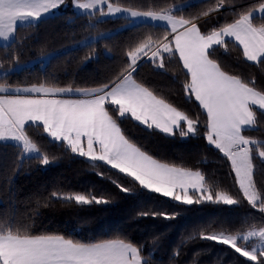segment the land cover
Instances as JSON below:
<instances>
[{"label":"snow or ice","instance_id":"1","mask_svg":"<svg viewBox=\"0 0 264 264\" xmlns=\"http://www.w3.org/2000/svg\"><path fill=\"white\" fill-rule=\"evenodd\" d=\"M110 20L136 29L118 55L107 43L117 33L102 29ZM53 22L70 29L69 44L51 51L34 45ZM101 57L115 66L78 82L75 68ZM225 57L258 68L261 79L235 71ZM36 65L39 73L14 79ZM146 65L170 75L194 109L150 86L141 74ZM128 122L165 138L203 140L227 171H205L207 156L195 165L158 157L132 138ZM0 146L13 150L0 160V264H164L157 258L164 233L141 243L124 231L78 239L37 229L41 209L113 202L106 189L61 182L21 199L17 178L48 171L61 154L135 200L133 220L173 222L190 206L243 210L236 219L196 225L166 264H184L197 241L230 257L215 264H264V0H0ZM206 251L190 264H202Z\"/></svg>","mask_w":264,"mask_h":264},{"label":"trees","instance_id":"2","mask_svg":"<svg viewBox=\"0 0 264 264\" xmlns=\"http://www.w3.org/2000/svg\"><path fill=\"white\" fill-rule=\"evenodd\" d=\"M132 2L152 3L153 0H132ZM122 21L110 20L102 26L105 31L116 32L117 35L112 40L107 41L110 46H114V55H118V46L123 45L131 39L136 29L128 27L121 28ZM70 29L65 27L63 23L53 22L40 29L38 39L33 41L34 45H46L48 50L59 49L68 45L66 33ZM73 56L77 53H73ZM83 55V52L78 53ZM233 56L235 53L232 54ZM35 53L24 59H33ZM228 64L235 70L244 75H256L257 79H261L260 70L256 67L240 64L238 67L230 58L225 57ZM115 66L114 62L101 57L100 61L89 62L88 64L79 65L75 68L78 82L87 83L91 80L101 79ZM38 65L34 66L32 73H22L14 79L24 80L32 74L39 73ZM141 74L145 77L150 86L156 87L169 95L173 102L185 108H193V105L187 104L184 97L180 93L179 86L173 84L169 76H156L147 65L141 69ZM171 90V91H170ZM129 134L138 143L142 144L150 153L158 157L177 160H183L189 164L195 165L201 156H207L209 163L200 165L208 172H217L223 175L227 168L221 166L222 161L215 154L214 150L209 151L205 147L203 140L185 141L180 138H165L161 135L150 134L143 131L142 128L136 127L132 122L125 125ZM258 135L257 133H252ZM11 148L0 146V160L5 159L12 153ZM59 153V150L54 149ZM62 158L53 165L48 171L34 172L31 176H20L17 178V185L20 189V198L24 199L27 194L33 191L37 186L53 185L56 182L70 185L73 188H97L106 189L113 195V202L106 207L86 208L83 210H75L57 207L53 210L41 209L42 216L37 218L36 227L38 230L59 231L65 234L75 235L78 239L101 238L119 231H124L132 239L143 243L150 241L152 234L164 233L163 251L158 253L157 258L166 264L167 258L170 256L171 250L179 244L180 239L187 232H190L196 225L209 220H228L236 219L243 211L242 209H232L229 206H190V208L182 213V215L173 222H165L160 220H133L132 212L135 200L127 196L121 195L110 182L101 180L96 176L95 172L83 163L80 159H73L68 156ZM165 199V198H162ZM4 205L0 204V208ZM164 207L170 208L165 203ZM23 210V209H22ZM202 247H207V251L202 252L200 260L202 264H215L217 259L229 260L221 250L220 246H207L206 242L197 241L188 246L183 257L184 264H190V258L196 252L201 251Z\"/></svg>","mask_w":264,"mask_h":264}]
</instances>
